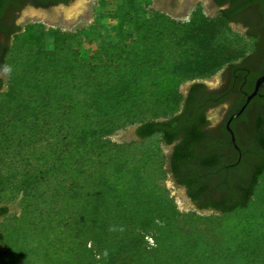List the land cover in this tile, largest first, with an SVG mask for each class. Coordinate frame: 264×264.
<instances>
[{"label":"trees","instance_id":"obj_1","mask_svg":"<svg viewBox=\"0 0 264 264\" xmlns=\"http://www.w3.org/2000/svg\"><path fill=\"white\" fill-rule=\"evenodd\" d=\"M73 1L0 0V264H264V83L230 123L236 147L225 128L264 73V0H210L215 17L198 6L188 21L121 0L90 55L15 24ZM128 126L134 140H110Z\"/></svg>","mask_w":264,"mask_h":264},{"label":"rangeland","instance_id":"obj_2","mask_svg":"<svg viewBox=\"0 0 264 264\" xmlns=\"http://www.w3.org/2000/svg\"><path fill=\"white\" fill-rule=\"evenodd\" d=\"M149 1L148 7L143 5L141 0H135V8L138 12L144 16L141 12L143 6L148 10L147 15H150L153 10L167 14L169 17L188 21L193 11L197 10L200 6L202 13L207 17H215L217 15V7L210 0H145ZM137 2V3H136ZM121 3V0H74L67 6H56L48 10L32 9L30 7L24 8L19 14L16 23L24 27L32 25V27H40L39 36L40 39L35 41V46L41 45V47L49 48L52 44V35L54 30L60 29L68 34L76 36L80 41L81 52L83 55H90L94 49L101 46V36L104 38L107 35L112 36V28L116 25L115 11L117 5ZM145 3V2H144ZM128 13L133 18L138 17L129 6ZM115 24V25H114ZM232 29L235 32H244V29L240 25H232ZM101 35V36H99ZM13 38L10 39L12 43ZM231 45L237 48V44L232 41ZM4 81V87L7 85L6 74L1 75ZM203 82L212 88H217L220 81V74L217 73L212 77L203 80ZM190 82L184 83L180 86L179 91L185 95ZM211 126H215L217 122L222 118V115L218 110L209 111ZM135 126H128L125 129L118 130L110 136V140L114 143H129L135 139ZM156 139L152 140V145L160 147L164 154L169 152L168 148L162 145H158ZM147 145H150L148 142ZM165 187L169 190V195L174 199L176 207L181 212H192L194 206L190 202L186 195L185 189L177 187L171 178H167L164 183ZM9 206V213L11 215H19L20 208L18 201H14ZM210 211H204L202 215H209ZM150 241V239H148ZM151 243V241H150Z\"/></svg>","mask_w":264,"mask_h":264},{"label":"water","instance_id":"obj_3","mask_svg":"<svg viewBox=\"0 0 264 264\" xmlns=\"http://www.w3.org/2000/svg\"><path fill=\"white\" fill-rule=\"evenodd\" d=\"M264 83V73L259 76L256 80H255V83H254V87H253V90L246 95V99H245V102L244 104L240 107V109L233 113L229 119L226 121L225 123V128L228 132V134L230 135V138H231V141L232 143L234 144V146L236 147V144H235V136H234V132L233 130L230 128V123L233 119H236L238 116H240L242 114V112L245 110L246 106L248 105V103L250 102L251 99H253L254 96H256V94L258 93V90L260 88V86ZM221 84V82L219 83V85ZM218 85V86H219ZM210 89H215V88H212V87H209Z\"/></svg>","mask_w":264,"mask_h":264},{"label":"flooded vegetation","instance_id":"obj_4","mask_svg":"<svg viewBox=\"0 0 264 264\" xmlns=\"http://www.w3.org/2000/svg\"><path fill=\"white\" fill-rule=\"evenodd\" d=\"M59 5H62V6H67V5H64V4H58V5H56V6H59ZM56 6H53V7H56ZM26 7H30V8H32V9H38V10H48V9H51V8H53V7H48V8H35V7H33V6H31V5H27ZM25 7V8H26ZM24 10V9H23ZM22 11H20L19 12V14L21 13ZM18 17H19V15H18ZM17 26H19L17 23H15ZM6 38H5V36L4 35H0V50L2 49V47H4V45H6L7 43H6ZM2 75V73H0V79H2L3 80V77L1 76Z\"/></svg>","mask_w":264,"mask_h":264},{"label":"crops","instance_id":"obj_5","mask_svg":"<svg viewBox=\"0 0 264 264\" xmlns=\"http://www.w3.org/2000/svg\"><path fill=\"white\" fill-rule=\"evenodd\" d=\"M115 25V24H114Z\"/></svg>","mask_w":264,"mask_h":264}]
</instances>
